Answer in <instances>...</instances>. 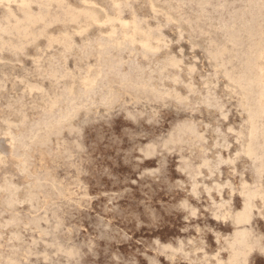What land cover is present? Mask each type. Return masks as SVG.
<instances>
[{"label":"rangeland","instance_id":"obj_1","mask_svg":"<svg viewBox=\"0 0 264 264\" xmlns=\"http://www.w3.org/2000/svg\"><path fill=\"white\" fill-rule=\"evenodd\" d=\"M65 1L0 0V264H264V0Z\"/></svg>","mask_w":264,"mask_h":264},{"label":"bare ground","instance_id":"obj_2","mask_svg":"<svg viewBox=\"0 0 264 264\" xmlns=\"http://www.w3.org/2000/svg\"><path fill=\"white\" fill-rule=\"evenodd\" d=\"M64 1H65V0H64ZM83 1H84V0H83ZM85 1H86V0H85ZM218 1H219V0H218ZM244 1H245V0H244ZM257 1H258V0H257ZM23 2H24V1H23ZM35 2H36V1H35ZM65 2H66V1H65ZM110 2H111V1H110ZM157 2H158V1H157ZM190 2H191V1H190ZM199 2H200V1H199ZM199 2H198V3H199ZM248 2H249V1H248ZM259 2H260V0H259ZM8 3H9V2H8ZM12 3H13V2H12ZM66 3H67V2H66ZM86 3H88V2H86ZM86 3H85V4H86ZM113 3H115V2H113ZM167 3H168V2H167ZM194 3H195V2H194ZM255 3H256V2H255ZM1 4H2V3H1ZM9 4H10V3H9ZM24 4H25V2H24ZM63 4H64V3H63ZM91 4H92V3H91ZM118 4H119V3L117 2V5H118ZM206 4H207V3H206ZM261 4H262V3H261ZM21 5H22V4H21ZM94 5H95V4H94ZM94 5H92V6H94ZM113 5H114V4H113ZM113 5H112V7H113ZM115 5H116V4H115ZM117 5H116V6H117ZM221 5H222V4H221ZM232 5H233V4H232ZM248 5H249V4H248ZM248 5H247V6H248ZM65 6H66V5H65ZM79 6H80V5H79ZM90 6H91V5H90ZM116 6H115V7H116ZM175 6H176V5H175ZM37 7H38V6H37ZM72 7H73V6H72ZM97 7H98V6H97ZM117 7H118V6H117ZM251 7H252V6H251ZM4 8H5V7H4ZM6 8H7V7H6ZM51 8H52V7H51ZM62 8H63V7H62ZM64 8H65V7H64ZM66 8H67V6H66ZM242 8H243V7H242ZM252 8H253V7H252ZM256 8H257V6H256ZM37 9H38V8H37ZM55 9H56V8H55ZM74 9H75V8H74ZM84 9H85V8H84ZM119 9H120V8H119ZM128 9H129V8H128ZM170 9H171V8H170ZM258 9H259V8H258ZM260 9H261V8H260ZM63 10H64V9H63ZM81 10H82V9H81ZM85 10H87V9H85ZM106 10H107V9H106ZM106 10H103V11L106 13V12H107ZM112 10H113V9H112ZM130 10H131V9H130ZM200 10H201V9H200ZM245 10H246V9H245ZM6 11H8V10H6ZM42 11H45V10H42ZM57 11H58V10H57ZM60 11H61V10H60ZM71 11H72V10H71ZM121 11H122V10L120 9V13H121ZM251 11H252V10H251ZM253 11H254V9H253ZM257 11H258V10H257ZM257 11H255V12H257ZM33 12H34V11H33ZM61 12H62V11H61ZM67 12L69 13V11H67ZM84 12H85V11H84ZM223 12H224V11H223ZM25 13H26V12H25ZM37 13H38V12H37ZM44 13H45V12H44ZM58 13H59V12H58ZM64 13H65V12H64ZM116 13H117V11H116ZM189 13H190V12H189ZM233 13H234V12H233ZM241 13H242V12H241ZM31 14H32V13H31ZM34 14H35V13H34ZM60 14H62V13H60ZM106 14H107V13H106ZM122 14H123V13H122ZM163 14H164V13H163ZM235 14H236V13H235ZM239 14H240V13H239ZM257 14H258V13H257ZM262 14H263V12H262ZM27 15H28V14H27ZM62 15H63V14H62ZM81 15H82V14H81ZM97 15H98V13H97ZM118 15H119V13H118ZM120 15H121V14H120ZM200 15H201V14H200ZM221 15H222V14H221ZM251 15H252V14H251ZM260 15H261V14H259L258 16H260ZM54 16H55V15H54ZM56 16H57V15H56ZM59 16H60V15H59ZM68 16H69V15H68ZM240 16L242 17L243 15H240ZM247 16H248V14H247ZM258 16H257V17H258ZM262 16H263V15H262ZM5 17H6V16H5ZM5 17H3V20H4ZM26 17H27V16H26ZM52 17H53V16H52ZM177 17H178V16H177ZM194 17H196V16H194ZM235 17H236V16H235ZM244 17H245V15H244ZM66 18H67V16H66ZM83 18H85V17L83 16ZM86 18H87V17H86ZM108 18H110V17H108ZM132 18H133V17H132ZM238 18H239V17H238ZM250 18H251V16H250ZM261 18H262V17H261ZM261 18H260V20H261ZM87 19H88V18H87ZM113 19H114V18H113ZM164 19H165V18H164ZM241 19H242V18H241ZM251 19H252V18H251ZM256 19H258V18H256ZM1 20H2V19H1ZM57 20H58V19H57ZM67 20H68V19H67ZM81 20H82V19H81ZM103 20H105V19H103ZM107 20H108V19H107ZM107 20H106V21H107ZM116 20H117V19H116ZM118 20H119V19H118ZM118 20H117V23L120 22L121 18H120L119 21H118ZM208 20H209V19H208ZM248 20H249V19H248ZM22 21H23V20H22ZM59 21H60V20H59ZM77 21H78V19H77ZM87 21H88V20H87ZM110 21H111V19H110ZM114 21H115V20H114ZM136 21H137V19H136ZM209 21H210V20H209ZM238 21H239V19H238ZM249 21H250V20H249ZM258 21H259V19H258ZM261 21H262V20H261ZM108 22H109V21H108ZM121 22H123V21H121ZM124 22H125V21H124ZM124 22H123V23H124ZM137 22H138V21H137ZM164 22H165V21H164ZM242 22H243V21H242ZM251 22H252V21H251ZM47 23H49V22H47ZM69 23H70V21H69ZM79 23H80V22H79ZM86 23H87V22H86ZM105 23H106V22H105ZM105 23L103 22L104 25H105ZM123 23H121V25H123ZM134 23H135V22H134ZM157 23H158V22H157ZM228 23H229V21H228ZM257 23H258V22H257ZM25 24H26V23H25ZM76 24H77V23H76ZM84 24H85V23H84ZM96 24H97V23H96ZM98 24H100V23H98ZM101 24H102V23H101ZM109 24H110V22H109ZM169 24H170V23H169ZM169 24H167V25H169ZM194 24H195V23H194ZM200 24H202V23H200ZM241 24H242V23H241ZM241 24H240V25H241ZM243 24H244V23H243ZM248 24H249V23H248ZM259 24H261V23H259ZM79 25H80V24H79ZM126 25H127V22H126ZM131 25H132V23H131ZM135 25H136V24H135ZM231 25H232V24H231ZM251 25H252V23H251ZM4 26H5V25H4ZM38 26H39V25H38ZM43 26H44V25H43ZM43 26H42V27H43ZM47 26H48V25H47ZM119 26H120V24H119ZM123 26H124V25H123ZM129 26H130V24H129ZM132 26H133V25H132ZM136 26H137V25H136ZM139 26H140V25H139ZM157 26H158V25H157ZM245 26H246V25H245ZM253 26H254V25H253ZM28 27H29V26H28ZM78 27H79V26H78ZM103 27H104V26H103ZM145 27H146V26H145ZM203 27H204V26H203ZM263 27H264V26H263ZM111 28H112V26H111ZM111 28H110V32H109V34L112 32ZM126 28H127V27H126ZM129 28H130V27H129ZM132 28H134V26H133ZM139 28H140V27H139ZM154 28H155V27H154ZM157 28H158V27H157ZM166 28H167V27H166ZM240 28H241V27H240ZM253 28H254V27H253ZM3 29H4V28H3ZM20 29H21V28H20ZM87 29H88V28H87ZM113 29H116V28L114 27ZM117 29H119V27H118ZM117 29H116V31H117ZM127 29H128V28H127ZM127 29H126V30H127ZM136 29H138V28H136ZM140 29H141V28H140ZM161 29H162V28H160V30H161ZM194 29H195V28H194ZM208 29H209V28H208ZM248 29H249V28H248ZM261 29H264V28H262V25H261ZM120 30H122V28H121ZM129 30H130V29H129ZM156 30H158V29H156ZM239 30H240V29H239ZM254 30L257 31V30H260V29H255V28H254ZM25 31H26V30H25ZM39 31H40V30H39ZM113 31H114V30H113ZM130 31H131V30H130ZM141 31H142V30H141ZM154 31H155V30H154ZM120 32H121V31H120ZM131 32H132V31H131ZM229 32H231V31H229ZM75 33H76V32H75ZM85 33H87V32H85ZM85 33H84V35H85ZM133 33H135V30H134V32H132V35H134ZM142 33H143V35L145 34V32H142ZM150 33H151V32H150ZM150 33H149V35H150ZM234 33H235V32H234ZM236 33H237V32H236ZM244 33H245V32H244ZM36 34H37V33H36ZM112 34H113V33H111L110 35H112ZM147 34H148V33H147ZM156 34H157V33H156ZM209 34H210V33H209ZM226 34H227V33H226ZM230 34H231V33H230ZM238 34H239V33H238ZM247 34H249V33L247 32ZM252 34H253V33H252ZM3 35H4V34H3ZM65 35H66V34H65ZM123 35L125 36V34H123ZM126 35H127V34H126ZM154 35H155V34H154ZM259 35H260V33H259ZM261 35H262V34H261ZM261 35H260V36H261ZM263 35H264V34H263ZM70 36H71V35H70ZM99 36H100V35H99ZM99 36H98V37H99ZM120 36H121V34H120ZM147 36H148V35H147ZM150 36H151V35H150ZM238 36H239V35H238ZM256 36H258V34H257ZM36 37H37V36H36ZM57 37H58V36H57ZM64 37H65V36H64ZM64 37H63V38H64ZM79 37H80V36H79ZM104 37H107V36L105 35ZM117 37H118V34H117ZM131 37H132V36H131ZM152 37H154V36H152ZM157 37H158V36H157ZM225 37H226V36H225ZM246 37H248V36H246ZM55 38H56V37H55ZM63 38H62V39H63ZM93 38H94V37H93ZM111 38H113V37H111ZM114 38H116V37H114ZM120 38H121V37H120ZM140 38H141V37H140ZM258 38H259V37H258ZM262 38H263V37H262ZM97 39H99V38H97ZM102 39H103V38H102ZM108 39H109V38H108ZM141 39H142V38H141ZM149 39H150V38H149ZM149 39H148V40H149ZM31 40H32V38H31ZM59 40H60V39H59ZM113 40H114V39H113ZM116 40H117V39H116ZM139 40H140V39H139ZM263 40H264V38H263ZM29 41H30V40H29ZM57 41H58V40H57ZM69 41H70V40H69ZM69 41H68V42H69ZM107 41L109 42V40H107ZM119 41H120V40H119ZM119 41H118V42H119ZM130 41H131V40H130ZM142 41H144V40L142 39ZM146 41H147V40H146ZM245 41H246V40H245ZM250 41H251V40H250ZM26 42H28V41H26ZM68 42H67V43H68ZM108 42H105V43L107 44ZM116 42H117V41H116ZM131 42H132V41H131ZM133 42H134V40H133ZM204 42H205V41H204ZM247 42H248V41H247ZM251 42H252V41H251ZM64 43H66V42H64ZM69 43H70V42H69ZM99 43H100V41H99ZM103 43H104V42H103ZM105 43H104V44H105ZM111 43H112V42H111ZM114 43H115V42H114ZM119 43H120V42H119ZM122 43H123V42H122ZM126 43H127V42H126ZM138 43H142V42H141V41H140V42L138 41ZM224 43H225V42H224ZM233 43H234V42H233ZM248 43H250V42H248ZM255 43H256V42H255ZM24 44H25V42H24ZM72 44H73V43H72ZM88 44H89V42H88ZM96 44H97V43H96ZM96 44H95V45H96ZM123 44H124V43H123ZM142 44H144V43H142ZM142 44H141V45H142ZM145 44H146V43H145ZM226 44H227V43H226ZM66 45H67V44H66ZM89 45H90V44H89ZM120 45H121V44H120ZM128 45H129V43H127V46H128ZM130 45H131V44H130ZM256 45H257V44H256ZM263 45H264V44H263ZM20 46H21V45H20ZM20 46H19V47H20ZM59 46H60V45H59ZM67 46H68V45H67ZM70 46H71V45H70ZM97 46H98V44H97ZM99 46H100V45H99ZM122 46H123V45H122ZM127 46H126V47H127ZM145 46H146V45H145ZM19 47H18V48H19ZM62 47H63V46H62ZM62 47H61V48H62ZM116 47H118V46H116ZM128 47H129V46H128ZM247 47H248V46H247ZM251 47H252V46H251ZM7 48H8V47H7ZM66 48H67V47H66ZM68 48H69V47H68ZM68 48H67V49H68ZM92 48H93V47H92ZM96 48H97V47H96ZM105 48H106V47H105ZM107 48H108V47H107ZM109 48H110V47H109ZM112 48H113V47H112ZM120 48H121V47H120ZM123 48H124V47H123ZM148 48H149V47H148ZM148 48H147V50H148ZM248 48H249V47H248ZM253 48H254V46H253ZM259 48H260V47H259ZM13 49H14V48H13ZM20 49H21V48H20ZM69 49H71V48H69ZM82 49H83V48H82ZM86 49H87V46H86ZM93 49H94V48H93ZM110 49H111V48H110ZM110 49H109V50H110ZM116 49H117V48H116ZM245 49H246V48H245ZM250 49H251V48H250ZM256 49H258V48H256ZM1 50H2V49H1ZM54 50H55V49H54ZM84 50H85V49H84ZM100 50H101V49H100ZM100 50H99V52H100ZM104 50H105V49H104ZM111 50H112V49H111ZM113 50H114V49H113ZM120 50H121V49H119V51H118V50H117V51L120 52ZM123 50H125V49H123ZM150 50H151V49H150ZM154 50H155V49H154ZM198 50H199V49H198ZM237 50H238V49H237ZM246 50H247V49H246ZM263 50H264V49H263ZM43 51H44V50H43ZM64 51L66 52L67 50L64 49ZM70 51H71V50H70ZM94 51H95V50H94ZM251 51H252V50H251ZM253 51H255V49H254ZM108 52H109V51H108ZM131 52H132V51H131ZM154 52H155V51H154ZM246 52H247V51H246ZM246 52H245V53H246ZM61 53H62V52H61ZM103 53H104V52H103ZM116 53H117V52H116ZM177 53H178V52H177ZM248 53H249V52H248ZM255 53H257V52H255ZM64 54H65V53H64ZM130 54H131V53H130ZM215 54H216V53H215ZM237 54H238V53H237ZM239 54H240V53H239ZM251 54H252V53H251ZM253 54H254V52H253ZM60 55H61V54H60ZM80 55H81V54H80ZM115 55H116V54H115ZM150 55H151V54H150ZM249 55H250V54H249ZM152 56H153V55H152ZM243 56H244V58H245L246 54L243 55ZM247 56H248V55H247ZM224 57H225V56H224ZM249 57H250V56H249ZM155 58H156V57H155ZM186 58H187V57H186ZM195 58H196V57H195ZM135 59H136V58H135ZM148 59H149V58H148ZM161 59H162V58H161ZM167 59H168V58H167ZM245 59H246V58H245ZM245 59H244V60H245ZM240 60H241V59H240ZM249 60H250V59H249ZM262 61H263V60H262ZM104 62H105V61H103V63H104ZM107 63H108V62H107ZM207 63H208V62H207ZM240 63H241V62H240ZM247 63L250 64L251 62H250V63L247 62ZM63 64H64V63H63ZM167 64H168V63H167ZM259 64H260V63H259ZM115 65H116V64H115ZM118 65H119V64H118ZM245 65H246V66H249V65H247V64H245ZM245 65H244V66H245ZM90 66H91V65H90ZM149 66H150V65H149ZM246 66H245V67H246ZM107 67H108V66H107ZM159 67H160V66H159ZM97 68H98V67H97ZM154 68H156V67H154ZM167 68H168V67H167ZM238 68H239V67H238ZM242 68H243V67H242ZM247 68H248V67H247ZM249 68H250V67H249ZM249 68H248V69H249ZM245 69H246V68H245ZM245 69H244V72H243V73H245ZM253 69H254V68H253ZM253 69H252V71H253ZM35 70H36V69H35ZM55 70H56V68H55ZM91 70H92V69H91ZM177 70H178V69H177ZM225 70H226V69H225ZM225 70H224V71H225ZM51 71H52V70H51ZM53 71H54V70H53ZM111 71H112V70H111ZM114 71H115V70H114ZM114 71H113V72H114ZM237 71H238V70H237ZM242 71H243V70H242ZM254 71H255V70H254ZM256 71H257V70H256ZM38 72H39V71H38ZM64 72H65V71H64ZM86 72H87V71H86ZM86 72H85V74H86ZM135 72H136V71H135ZM163 72H164V71H163ZM228 72H229V71H228ZM250 72H251V69H250ZM258 72H259V71H258ZM45 73H46V72H45ZM50 73H51V72H50ZM99 73H100V71H99ZM109 73H110V71H109ZM109 73H108V74H109ZM111 73H112V72H111ZM111 73H110V75H112ZM115 73H116V72H115ZM153 73H154V72H153ZM232 73H233V72H232ZM247 73H249V72H247ZM52 74H53V73H52ZM57 74H58V72H57ZM60 74H61V73H60ZM97 74H98V73H97ZM100 74H101V73H100ZM164 74H165V73H164ZM208 74H209V73H208ZM230 74H231V73H230ZM240 74H241V73H240ZM255 74H256V73H255ZM260 74L263 75L262 72H261ZM47 75H48V74H47ZM168 75H169V74H168ZM216 75H217V74H216ZM232 75H233V74H232ZM87 76H88V74H87ZM91 76H92V75H91ZM98 76H99V75H98ZM100 76H102V74H101ZM237 76H238V75H237ZM237 76H236V77H237ZM239 76H240V75H239ZM239 76H238V77H239ZM244 76H245V75H244ZM250 76H251V75H250ZM250 76H249V77H250ZM256 76H257V75H256ZM258 76H259V75H258ZM52 77H53V76H52ZM58 77H60V76H58ZM58 77H57V78H58ZM102 77H103V76H102ZM102 77H101V78H102ZM123 77H124V76H123ZM151 77H152V76H151ZM164 77H165V76H164ZM234 77H235V76H234ZM238 77H237V78H238ZM240 77H241V76H240ZM7 78H8V77H7ZM28 78H29V77H28ZM84 78H85V77H84ZM89 78H90V77H89ZM104 78H105V77H104ZM208 78H209V77H208ZM229 78H230V77H229ZM232 78H233V77H232ZM246 78H248V77H246ZM26 79H27V78H26ZM49 79H50V78H49ZM125 79H126V78H125ZM200 79H201V78H200ZM240 79H241V78H239V80H240ZM257 79H258V78H257ZM1 80H2V79H1ZM84 80H85V79H84ZM93 80H94V79H93ZM95 80H97V79H95ZM95 80H94V81H95ZM106 80H107V79H106ZM123 80H124V78H123ZM138 80H139V79H138ZM154 80H155V79H154ZM160 80H161V79H160ZM239 80H238V81H239ZM251 80L254 81L253 78H251ZM26 81H27V80H26ZM97 81H98V80H97ZM103 81H104V80H103ZM127 81H128V80H127ZM149 81H150V80H149ZM252 81H251V82H252ZM209 82H210V81H209ZM234 82H235V81H234ZM248 82H249V81H248ZM19 83H20V82H19ZM82 83H84V82H82ZM86 83H87V82H86ZM98 83H99V82H98ZM162 83H163V82H162ZM240 83H241V82H240ZM240 83H239V84H240ZM92 84H95V83H92ZM206 84H207V83H206ZM235 84H236V83H235ZM237 84H238V83H237ZM239 84L236 85V86H239ZM244 84H245V83H244ZM246 84H247V83H246ZM246 84H245V85H246ZM257 84H258V83H257ZM30 85H31V84H30ZM88 85L90 86V84H88ZM96 85H97V84H96ZM139 85H140V84H139ZM147 85H148V84H147ZM153 85H154V84H153ZM212 85H213V84H212ZM216 85H217V84H216ZM252 85H253V84H252ZM259 85H260V83H259ZM4 86H5V85H4ZM119 86H120V85H119ZM161 86H162V85H161ZM161 86H160V87H161ZM183 86H184V85H183ZM210 86H211V85H210ZM246 86H247V85H246ZM261 86H262V85H261ZM5 87H6V86H5ZM28 87H29V86H28ZM31 87H32V86H31ZM33 87H34V86H33ZM84 87H85V86H84ZM86 87H87V86H86ZM90 87H91V86H90ZM93 87H94V86H93ZM143 87H144V86H143ZM143 87H142V88H143ZM242 87H243V86H242ZM252 87H254V86H252ZM252 87H250V88H252ZM258 87H260V86H258ZM2 88H3V87H2ZM34 88H35V87H34ZM34 88H33V89H34ZM94 88H95V87H94ZM202 88H203V87H202ZM223 88H224V87H223ZM256 88H257V87H256ZM35 89H36V88H35ZM66 89H67V88H66ZM110 89H111V88H110ZM224 89H226V88H224ZM246 89H247V88H246ZM252 89H253V88H252ZM29 90H30V89H29ZM84 90H85V88H84ZM105 90H106V89H105ZM211 90H212V89H211ZM248 90H249V89H248ZM67 91H68V90H67ZM86 91H87V90H86ZM90 91H91V90H90ZM90 91H89V92H90ZM241 91H242V90H241ZM250 91H251V90H250ZM256 91H257V89H256ZM68 92H69V91H68ZM74 92H75V91H74ZM84 92H85V91H84ZM246 92H248V91H246ZM251 92H252V91H251ZM257 92H260V91H257ZM63 93H64V92H63ZM63 93H62V94H63ZM243 93H244V91H243ZM65 94H66V93H65ZM112 94H113V93H112ZM254 94H255V93H254ZM262 94H264V92H263ZM60 95H61V94H60ZM78 95H79V94H78ZM109 95H110V94H109ZM248 95H249V94H248ZM256 95H257V94H256ZM63 96H64V95H63ZM88 96H89V95H88ZM98 96H99V95H98ZM149 96H150V95H149ZM252 96H253V93H252ZM50 97H52V96H50ZM56 97H57V96H56ZM56 97H54V100H55ZM58 97H59V96H58ZM58 97H57V98H58ZM61 97H62V95H61ZM67 97H68V96H67ZM95 97H96V96H95ZM108 97H109V96H108ZM113 97H114V96H113ZM213 97H214V94H213ZM237 97H238V96H237ZM242 97H244V96H242ZM249 97H251V95H249ZM258 97H259V96H258ZM74 98H75V97H74ZM74 98H72V99H74ZM89 98H90V97H89ZM211 98H212V97H211ZM239 98H240V97H239ZM246 98H247V97H246ZM254 98H255V97H254ZM60 99H62V98H60ZM64 99H65V98H64ZM68 99H69V98H68ZM110 99H111V98H110ZM159 99H160V98H159ZM209 99H210V98H209ZM247 99H248V98H247ZM247 99H246V100H247ZM251 99H252V98H251ZM251 99H250V100H251ZM256 99H257V98H256ZM80 100H81V99H80ZM90 100H91V99H90ZM107 100H108V99H107ZM164 100H165V99H164ZM216 100H218V98H217ZM253 100H255V99H253ZM253 100H252V101H253ZM258 100L260 101L259 98H258ZM258 100H257V101H258ZM56 101H57V100H56ZM60 101H61V100H60ZM60 101H59V102H60ZM72 101H73V100H72ZM110 101H111V100H110ZM157 101H158V100H157ZM174 101H175V100H174ZM212 101H213V100H212ZM259 101H258V103H259ZM17 102H18V101H17ZM59 102L57 101V103H59ZM67 102H70V100L67 101ZM108 102H109V101H108ZM206 102H207V101H206ZM238 102H239V101H238ZM261 102H262V101H261ZM70 103H71V102H70ZM72 103H73V102H72ZM82 103H83V102H82ZM179 103H180V102H179ZM248 103H249V102H248ZM250 103H251V102H250ZM253 103H254V102H253ZM253 103H252V104H253ZM258 103H257V104H258ZM11 104H12V103H11ZM53 104H55V103H53ZM64 104H65V103H64ZM197 104H198V103H197ZM211 104H212V103H211ZM213 104H214V103H213ZM213 104H212V105H213ZM262 104H263V103H262ZM14 105H15V104H14ZM21 105H22V104H21ZM67 105H68V104H67ZM72 105H73V104H72ZM72 105H71V106H72ZM76 105H77V104H76ZM113 105H114V104H113ZM209 105H210V104H209ZM217 105H218V104H217ZM240 105H241V104H240ZM65 106H66V105H65ZM88 106H89V105H88ZM185 106H186V105H185ZM250 106H251V105H250ZM258 106H259V104H258ZM260 106H261V105H260ZM73 107H75V106H73ZM95 107H96V106H95ZM98 107H99V106H98ZM102 107H103V105H102ZM200 107H201V106H200ZM206 107H207V106H206ZM212 107H213V106H212ZM220 107H221V106H220ZM44 108H45V107H44ZM55 108H56V107H55ZM63 108H64V107H63ZM240 108H241V107H240ZM245 108H246V107H245ZM253 108H254V107H253ZM53 109H54V108H53ZM59 109H60V108H59ZM191 109H192V108H191ZM209 109H210V108H209ZM219 109H220V108H219ZM247 109H249V107H248ZM250 109H251V108H250ZM51 110H52V109H51ZM245 110H246V109H245ZM254 110H256V107H255ZM260 110H261V108H260ZM76 111H77V110H76ZM76 111H75V112H76ZM80 111H81V110H80ZM113 111H114V110H113ZM46 112H47V111H46ZM64 112H66V115H67V109H66V111H64ZM72 112H73V111H72ZM107 112H108V111H107ZM219 112H220V111H219ZM246 112H247V111H246ZM252 112H253V111H252ZM21 113H22V112H21ZM43 113H44V112H43ZM58 113H59V111H58ZM88 113H89V111H88ZM214 113H215V112H214ZM261 113H262V112H261ZM51 114H54V113L51 112ZM51 114H50V115H51ZM60 114H62V113L60 112ZM73 114H74V113H72V115H73ZM78 114H79V113H78ZM223 114H224V113H223ZM253 114H254V113H253ZM258 114H259V113H258ZM46 115H47V114H46ZM68 115H70V114H68ZM72 115H71V116H72ZM131 115H132V114H131ZM199 115H200V114H199ZM58 116H59V115H58ZM63 116H64V114L62 115V117H63ZM261 116H262V115H261ZM42 117H43V116H42ZM64 117H66V116H64ZM69 117H70V116H69ZM73 117H74V116H73ZM220 117H221V116H220ZM250 117H251V116H250ZM259 117H260V116H259ZM262 117H263V116H262ZM44 118H45V117H44ZM48 118H49V117H48ZM53 118H54V116H53ZM66 118H67V117H66ZM108 118H109V117H108ZM62 119L65 120L64 118H62ZM62 119H60V120L62 121ZM132 119H133V118H132ZM253 119H254V117H253ZM256 119H257V118H256ZM51 120H52V119H51ZM54 120H55V119H54ZM54 120H53V121H54ZM60 120H57V122L60 121ZM150 120H151V119H150ZM224 120H225V118H224ZM249 120H250V119H249ZM53 121L51 122V124L53 123ZM55 121H56V120H55ZM252 121H253V120H252ZM257 121H258V120H256V122H257ZM63 122H64V121H63ZM214 122H215V121H214ZM18 123H19V122H18ZM49 123H50V122H49ZM58 123H59V122H58ZM58 123H56V124H58ZM60 123H61V122H60ZM64 123H65V122H64ZM245 123H246V122H245ZM250 123H252V122H250ZM250 123H249V124H250ZM258 123H259V122H258ZM260 123H261V122H260ZM51 124H50V125H51ZM255 124H256V123H255ZM22 125H23V124H22ZM42 125H43V124H42ZM42 125H41V126H42ZM50 125L48 124L47 126H50ZM261 125H262V124H261ZM23 126H24V125H23ZM23 126H22V127H23ZM35 126H36V125H35ZM43 126H44V125H43ZM53 126H55V124H54ZM53 126H52V128H53ZM61 126H63V125H61ZM244 126H245V125H244ZM251 126H252V125H251ZM187 127H188V126H187ZM191 127H192V126H191ZM259 127H260V126H259ZM30 128H31V127H30ZM54 128H56V126H55ZM54 128H53V129H54ZM59 128H60V127H59ZM61 128H62V127H61ZM70 128H71V127H70ZM72 128H73V127H72ZM252 128H254V126H253ZM252 128H251V131H252ZM45 129H47V127H46ZM57 129H58V128H57ZM212 129H213V128H212ZM262 129H263V128H262ZM33 130H34V129H33ZM36 130H37V129H36ZM48 130H49V129H48ZM50 130H51V129H50ZM238 130H240V129H238ZM253 130H254V129H253ZM68 131H69V130H68ZM190 131H191V130H190ZM193 131H194V130H193ZM193 131H192V132H193ZM241 131L243 132V130H241ZM51 132H52V131H51ZM185 132H186V131H185ZM11 133H12V132H11ZM29 133H30V132H29ZM29 133H28V134H29ZM34 133H35V132H34ZM45 133H46V131H45ZM71 133H72V132H71ZM193 133H194V132H193ZM246 133H247V131H246ZM12 134H13V133H12ZM28 134H27V135H28ZM31 134H32V131H31ZM48 134L50 135V132H48ZM48 134H47V135H48ZM79 134H80V133H79ZM180 134H181V133H180ZM180 134H179V135H180ZM182 134H183V133H182ZM213 134H214V133H213ZM231 134H232V133H231ZM249 134H250V133H249ZM39 135H40V134H39ZM45 135H46V134H45ZM49 135H48V136H49ZM195 135H196V134H195ZM197 135H198V134H197ZM16 136H18V135H15V137H16ZM24 136H25V135H24ZM42 136H43V135H42ZM42 136H39V137L41 138ZM70 136H71V135H70ZM249 136H250V135H249ZM4 137H5V136H4ZM15 137H13V138H15ZM36 137H37V136H36ZM56 137H57V136H56ZM239 137H240V136H239ZM239 137H238V138H239ZM19 138H20V137H19ZM33 138H34V136H33ZM33 138H32V139H33ZM49 138H50V137H49ZM22 139H23V138H22ZM28 139H29V138H28ZM223 139H224V138H223ZM226 139H227V138H226ZM10 140H11V138H10ZM20 140H21V139H20ZM36 140H37V139H36ZM43 140H44V137H43ZM81 140H82V139H81ZM33 141H34V140H33ZM46 141H47V140H46ZM74 141H75V139H74ZM164 141H165V140H164ZM249 141H250V140H249ZM18 142H20V141H18ZM18 142H17V143H18ZM25 142H26V141H25ZM25 142H24V143H25ZM27 142H28V141H27ZM34 142H35V141H34ZM40 143H41V142H40ZM178 143H180V142H178ZM225 143H226V142H225ZM237 143H238V142H237ZM12 144H13V143H12ZM48 144H49V143H48ZM248 144H249V143H248ZM9 145H10V144H9ZM39 145H40V144H39ZM45 145H46V144H45ZM197 145H198V144H197ZM215 145H216V144H215ZM249 145H250V144H249ZM10 146H12V145H10ZM13 146H14V145H13ZM20 146H21V145H20ZM28 146H29V145H28ZM216 146H217V145H216ZM229 146H230V144H229ZM259 146H260V145H259ZM259 146H257V147H259ZM21 147H22V146H21ZM24 147H27V146H24ZM227 147H228V146H227ZM257 147H256V148H257ZM251 148H252V147H251ZM14 149H15V148H14ZM16 149H17V148H16ZM155 149H156V148H155ZM249 149H250V148H249ZM254 149H255V148H254ZM259 149H260V148H259ZM205 151H206V149H205ZM241 151H242V150H241ZM248 151H249V150H248ZM251 151H252V150H251ZM261 151H262V149H261ZM29 152H30V151H29ZM182 152H183V151H182ZM79 153H80V152H79ZM259 153H260V151H259ZM261 153H262V152H261ZM148 154H149V153H148ZM176 154H177V153H176ZM232 154H234V153H232ZM232 154H231V155H232ZM247 154H248V153H247ZM263 154H264V153H263ZM263 154H262V155H263ZM25 155H26V154H25ZM158 155H159V154H158ZM217 155H218V154H217ZM256 155H257V154H256ZM22 156H23V155H22ZM26 156H27V155H26ZM146 156H147V155H146ZM220 156H221V155H220ZM235 156H237V155H235ZM228 157H229V156H228ZM258 157H259V154H258ZM260 157H261V156H260ZM260 157H259V158H260ZM221 158H222V157H221ZM256 158H257V157H256ZM261 158H262V157H261ZM24 159H25V158H24ZM25 160H26V159H25ZM250 160H251V158H250ZM256 160H257V159H256ZM258 160H259V159H258ZM263 160H264V159H263ZM73 161H74V160H73ZM210 161H211V160H210ZM260 161H262V160H260ZM218 162H219V161H218ZM221 162H222V161H221ZM258 162H259V161H258ZM263 163H264V162H263ZM205 164H206V163H205ZM215 164H216V163H215ZM221 164H222V163H221ZM255 164H256V163H255ZM255 164H254V165H255ZM258 164H259V166H260V163H258ZM24 165H25V164H24ZM157 165H158V164H157ZM259 166H258V170H260V169H259ZM218 167H219V166H218ZM255 167H256V165H255ZM260 167H261V166H260ZM253 169H254V168H253ZM212 170H213V169H212ZM254 170H255V169H254ZM188 171H189V170H188ZM233 171H234V170H233ZM256 171H257V170H255L254 173H256ZM260 172H261V171H260ZM26 173H27V172H26ZM257 173H258V172H257ZM261 173H262V172H261ZM261 173H259V174H261ZM262 174H263V173H262ZM188 175H190V174H188ZM203 176H204V175H203ZM257 176H259V175H257ZM35 177H36V176H35ZM189 178H190V177H189ZM257 178H258V177H257ZM250 179H251V178H250ZM224 181H225V180H224ZM226 181H227V180H226ZM37 182H38V181H37ZM53 184H54V183H53ZM198 184H199V183H198ZM217 184H218V183H217ZM258 184H259V183H258ZM41 185H42V184H41ZM218 185H219V184H218ZM4 186H5V185H4ZM204 186H205V185H204ZM6 187H7V186H6ZM194 187H195V186H194ZM1 188H2V187H1ZM9 188H10V187H9ZM20 188H21V187H20ZM43 188H44V187H43ZM242 189H243V188H242ZM256 190H257V189H256ZM207 191H208V190H207ZM224 191H225V190H224ZM243 191H244V190H243ZM251 191H252V190H250V192H251ZM12 192H13V191H12ZM17 192H18V190H17ZM190 192H191V191H190ZM231 192H232V191H231ZM242 193H243V192H241V194H242ZM246 193H247V192H246ZM256 193H257V192H256ZM12 194H13V193H12ZM238 194H239V192H238ZM238 194H237V196H238ZM249 194H250V193H249ZM252 194H253V193H252ZM30 195H31V194H30ZM36 195H37V194H36ZM242 195H244V194H242ZM247 195H248V194H247ZM262 195L264 196V194H261V196H262ZM245 196H246V194H245ZM254 196H255V194H254ZM254 196L252 195V197H254ZM257 196H258V194H257ZM263 196H262V197H263ZM11 197H12V196H11ZM37 197H38V196H37ZM31 198H32V197H31ZM35 198H36V197H35ZM248 198H249V196H248ZM15 199H16V198H15ZM29 199H30V198H29ZM244 199H245V198H244ZM246 199H247V198H246ZM251 199H252V198H251ZM261 199H262V198H261ZM212 200H213V199H212ZM4 201H5V199H4ZM6 201H7V199H6ZM9 202H10V201H9ZM14 202H15V201H14ZM25 202H26V201H25ZM186 202H187V201H186ZM225 202H227V201H225ZM28 203H29V202H28ZM248 203H249V202H248ZM252 203H253V202H252ZM17 204H18V203H17ZM230 204H231V202H230ZM185 205H186V204H185ZM245 205H246V204H245ZM247 205H248V204H247ZM249 205H250V204H249ZM249 205H248V206H249ZM29 206H30V205H29ZM32 206H33V205H32ZM216 206H217V205H216ZM226 206H227V205H226ZM248 206H246V207H248ZM250 206H252V205H250ZM10 207H11V206H10ZM36 207H37V206H36ZM184 207H185V206H184ZM223 207H224V206H223ZM252 207H253V206H252ZM214 208H215V207H214ZM220 208H221V207H220ZM254 208H255V207H254ZM248 209H249V207H248ZM248 209L245 208V211H244V212H243V210H244V209H243V210H242L243 213L240 214V215H238V216H240V217H239L240 220H245V219L247 218V210H248ZM217 210H218V209H217ZM219 210H220V209H219ZM223 210H224V209H223ZM256 211H257V210H256ZM191 212H192V211H191ZM191 212H190V213H191ZM250 212H251V211H250ZM4 213H5V212H4ZM4 213H3V214H4ZM240 213H241V212H240ZM248 213H249V211H248ZM193 214H194V213H193ZM235 214L237 215V213H235ZM238 214H239V213H238ZM1 215H2V214H1ZM50 215H51V214H50ZM46 216H47V215H46ZM211 216H212V215H211ZM40 218H41V217H40ZM194 218H195V217H194ZM239 218H237V219H239ZM185 219H186V218H185ZM214 219H215V218H214ZM237 219H236V220H237ZM248 219H249V218H248ZM3 220H4V219H3ZM14 220H15V219H14ZM30 221H31V220H30ZM238 221H239V220H238ZM17 222H18V221H17ZM235 222H236V221H235ZM245 222H246V220H245ZM245 222H244V223H245ZM47 223H48V222H47ZM7 224H8V223H7ZM248 224H249V223H248ZM23 225H25V224H23ZM31 225H32V224H31ZM39 225H40V224H39ZM26 227H27V226H26ZM39 227H40V226H39ZM56 228H57V227H56ZM52 229H53V228H52ZM251 229H252V228H251ZM49 230H50V229H49ZM40 231H41V230H40ZM55 231H56V230H55ZM243 232H244V231H243ZM247 232H248V231H247ZM19 233H20V232H19ZM40 233H41V232H40ZM239 233L241 234L242 232H239ZM2 234H3V233H2ZM231 234H232V233H231ZM240 234H239V235H240ZM239 235H238V233H237V236H239ZM242 235H243V234H242ZM15 236H16V235H15ZM44 236H45V234H44ZM229 236H230V235H229ZM233 236H234V235H233ZM237 236L235 235V236H234V239H235V237H237ZM46 237H47V236H46ZM237 238H238V237H237ZM237 238H236V239H237ZM241 238H242V237H241ZM245 238H247V237H245ZM245 238H242V239H245ZM253 238H254V237H253ZM29 239H30V238H29ZM263 239H264V238H263ZM237 240H238V239H237ZM11 241H12V239H11ZM243 241H244V244H245V241H246V243L248 244V242H247L248 240H247V239H246V240H243ZM9 242H10V241H9ZM40 242H41V241H40ZM232 242H233V241H232ZM232 242H230V243H232ZM240 242H241V241H240ZM253 242H254V241H253ZM26 243H27V242H26ZM41 243H42V242H41ZM56 243H57V242H56ZM216 243H217V242H216ZM234 243H235V245H237L236 241H235ZM234 243H232L233 245H232V244H230V245H232V246L234 247ZM42 244H43V243H42ZM238 244H240V243H238ZM244 244H242V245L240 244V246H244ZM247 244H246V245H247ZM33 245H34V243H33ZM177 245H178V244H177ZM220 245H221V244H220ZM232 246H231V247H232ZM238 246H239V245H238ZM251 247H252V245H251ZM236 248H237V246H236ZM243 248H244V247H243ZM246 248H247V247H246ZM246 248H245V249H246ZM259 248H260V247H259ZM261 248H262V247H261ZM49 249H50V248H49ZM240 249H241V248H240ZM251 249H252V248H251ZM44 250H45V249H44ZM54 250H55V249H54ZM242 250H243V249H242ZM249 250H250V249H249ZM63 251H64V250H63ZM232 251H233V250H232ZM234 252H235V251H234ZM239 252H240V251H239ZM243 252H244V251H243ZM260 252H261V251H260ZM30 253H31V252H30ZM219 253H220V252H219ZM249 253H250V252H249ZM249 253H248V254H249ZM44 254H45V253H44ZM47 254H48V252H47ZM55 254H56V253H55ZM57 254H58V253H57ZM63 254H64V253H63ZM234 254H235V253H234ZM234 254H233V255H234ZM239 254H240V253H239ZM241 254H242V253H241ZM248 254H247V255H248ZM16 255H17V254H16ZM49 255H50V254H49ZM244 255H245V254H244ZM227 256H228V255H227ZM238 256H239V255H238ZM238 256H237V257H238ZM237 257L235 256V258H237ZM165 258H166V257H165ZM245 258H246V257H245ZM10 259H11V258H10ZM14 259H15V258H14ZM27 259H28V258H27ZM237 259H240V258H237ZM241 259H242V257H241ZM241 259H240V260H241ZM0 260H1V259H0ZM11 260H12V259H11ZM243 260H244V259H243ZM246 260H247V259H246ZM8 261H9V260H8ZM49 261H50V260H49ZM199 261H200V260H199ZM234 261H235V259H234ZM66 262H67V261H66ZM77 262H79V261H77ZM231 262H232V261H231ZM8 263H9V262H8ZM8 263H7V264H8ZM74 263H75V262H74ZM235 263H237V262H235ZM235 263H234V264H235ZM237 264H238V263H237ZM240 264H242V263H240Z\"/></svg>","mask_w":264,"mask_h":264}]
</instances>
